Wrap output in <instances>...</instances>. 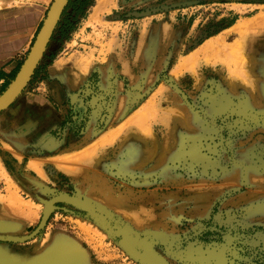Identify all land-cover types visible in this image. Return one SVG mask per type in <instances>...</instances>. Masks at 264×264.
I'll list each match as a JSON object with an SVG mask.
<instances>
[{"label": "rangeland", "instance_id": "obj_1", "mask_svg": "<svg viewBox=\"0 0 264 264\" xmlns=\"http://www.w3.org/2000/svg\"><path fill=\"white\" fill-rule=\"evenodd\" d=\"M52 2L0 11L37 20ZM91 7L72 31L61 18L24 92L44 89L49 58L84 51L66 43ZM109 18L102 53L136 62L135 81L89 131L97 78L62 105L69 172L26 181L0 151V264H264V0H123Z\"/></svg>", "mask_w": 264, "mask_h": 264}, {"label": "crops", "instance_id": "obj_2", "mask_svg": "<svg viewBox=\"0 0 264 264\" xmlns=\"http://www.w3.org/2000/svg\"><path fill=\"white\" fill-rule=\"evenodd\" d=\"M121 5L123 0H96L79 23L75 43L72 40L66 43V46L76 44L84 51H71L53 60L49 58L45 63L49 80L44 83V89L39 93L23 92L10 107L0 112L2 161L11 162L13 171L21 179H36L40 183L39 179L51 176L49 168L58 173L70 171L65 163L72 157L70 146L56 138L64 120L62 105L69 100L80 103V92L91 78L99 81L94 100L100 101L99 104L93 101L96 109L91 112L88 131L108 96L115 99V108L121 111L125 99L122 76L134 82L137 72L134 65L138 64L125 61L117 46L109 53L108 47L104 53L101 49L102 44L108 45L111 37L116 40L112 35L117 22L109 17ZM34 12L30 14V21L26 12L0 11V95L16 77L43 24L45 13L37 11L36 20ZM100 33L107 37L98 39ZM57 48L55 46L53 52ZM45 159L53 163L48 166L43 162Z\"/></svg>", "mask_w": 264, "mask_h": 264}, {"label": "water", "instance_id": "obj_3", "mask_svg": "<svg viewBox=\"0 0 264 264\" xmlns=\"http://www.w3.org/2000/svg\"><path fill=\"white\" fill-rule=\"evenodd\" d=\"M69 0H53L34 43L19 72L7 89L0 95V112L10 107L26 90L40 62L42 61L55 30L63 16ZM36 233L19 239L24 242L32 239Z\"/></svg>", "mask_w": 264, "mask_h": 264}, {"label": "trees", "instance_id": "obj_4", "mask_svg": "<svg viewBox=\"0 0 264 264\" xmlns=\"http://www.w3.org/2000/svg\"><path fill=\"white\" fill-rule=\"evenodd\" d=\"M93 5H94V0H69V3L62 16L63 18L69 10L72 11L71 14L73 15V18L66 21V26L68 30L72 31L74 29V23L71 20L76 21L79 16H84L86 9L89 6H93ZM60 24L61 21L58 26H60Z\"/></svg>", "mask_w": 264, "mask_h": 264}, {"label": "bare ground", "instance_id": "obj_5", "mask_svg": "<svg viewBox=\"0 0 264 264\" xmlns=\"http://www.w3.org/2000/svg\"><path fill=\"white\" fill-rule=\"evenodd\" d=\"M242 24V23H241ZM249 24V23H248ZM253 24V23H252ZM238 27V26H237ZM240 27V26H239ZM245 29V28H244ZM243 29V30H244ZM238 30H240L239 28H238ZM241 31V30H240ZM239 32V31H238ZM60 247V246H59ZM62 249V248H61ZM59 261H62V259H61V257H58V256H56L55 257V254L54 253H51L49 256H45V259H43V260H38V262H39V264H42V263H47V264H60V263H62V262H60V263H58ZM42 262V263H41Z\"/></svg>", "mask_w": 264, "mask_h": 264}]
</instances>
